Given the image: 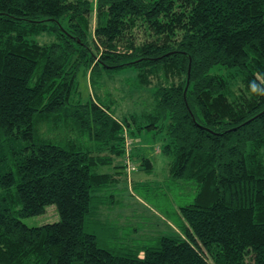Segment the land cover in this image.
<instances>
[{"label": "trees", "instance_id": "16d2710c", "mask_svg": "<svg viewBox=\"0 0 264 264\" xmlns=\"http://www.w3.org/2000/svg\"><path fill=\"white\" fill-rule=\"evenodd\" d=\"M140 26L151 39L135 44ZM126 67L136 87L155 82L149 110L115 117L109 99L75 98L79 73L91 84ZM253 83L264 89V0H0V264H264V92ZM124 129L131 150L160 134L171 180L194 195L178 206L181 235L117 254L85 224L136 171ZM50 205L58 221H21Z\"/></svg>", "mask_w": 264, "mask_h": 264}, {"label": "rangeland", "instance_id": "374dc122", "mask_svg": "<svg viewBox=\"0 0 264 264\" xmlns=\"http://www.w3.org/2000/svg\"><path fill=\"white\" fill-rule=\"evenodd\" d=\"M94 21L95 18L92 16V27ZM132 36L136 38L135 44L151 39L144 26L134 28ZM125 37L132 38L129 34ZM40 39L45 41L49 38L43 36ZM118 49L123 51V46ZM98 50L102 51L101 48ZM211 72L227 74V70L217 67ZM154 84L155 82L147 88L136 87L134 72L127 67L110 74H94L91 84L87 74L79 73L75 98L83 100L94 94L98 100L105 103L107 99L113 101L111 112L115 117L138 115L151 108V91ZM154 132L146 131L134 138L135 142L129 156L136 166V171L132 173L130 180L120 178L116 187L107 189L105 200L99 208L100 214L97 218L86 221L85 231L96 235L99 247L113 253H127L132 247L146 245L150 240L160 236L180 233L177 229L178 206L186 204L185 199L190 201L194 195L189 187L182 186L180 189L176 181L171 180L170 159L161 153L165 141L160 134L155 135ZM124 133L123 140L125 137L131 140L128 130L124 129ZM141 156L147 157L152 163V170L149 173L138 167ZM58 220L55 207L50 205L45 208L42 215L26 217L21 221L28 227H39Z\"/></svg>", "mask_w": 264, "mask_h": 264}, {"label": "built area", "instance_id": "2783aa9c", "mask_svg": "<svg viewBox=\"0 0 264 264\" xmlns=\"http://www.w3.org/2000/svg\"><path fill=\"white\" fill-rule=\"evenodd\" d=\"M131 145H132V141L125 137V139H124L125 154H124L123 163L126 166L128 172H131L133 170V165H132V162H131L130 156H129V151L131 150Z\"/></svg>", "mask_w": 264, "mask_h": 264}, {"label": "clouds", "instance_id": "9594fccd", "mask_svg": "<svg viewBox=\"0 0 264 264\" xmlns=\"http://www.w3.org/2000/svg\"><path fill=\"white\" fill-rule=\"evenodd\" d=\"M251 90L253 92H257V91H261V92H264V89H257L256 85L253 83L251 84Z\"/></svg>", "mask_w": 264, "mask_h": 264}, {"label": "crops", "instance_id": "0c3cea01", "mask_svg": "<svg viewBox=\"0 0 264 264\" xmlns=\"http://www.w3.org/2000/svg\"><path fill=\"white\" fill-rule=\"evenodd\" d=\"M112 172H114V171H112Z\"/></svg>", "mask_w": 264, "mask_h": 264}]
</instances>
